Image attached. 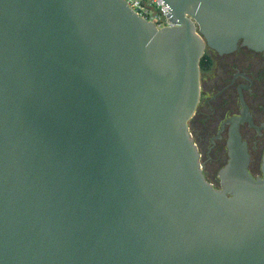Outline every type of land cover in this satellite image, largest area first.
Returning a JSON list of instances; mask_svg holds the SVG:
<instances>
[{
    "label": "water",
    "instance_id": "obj_1",
    "mask_svg": "<svg viewBox=\"0 0 264 264\" xmlns=\"http://www.w3.org/2000/svg\"><path fill=\"white\" fill-rule=\"evenodd\" d=\"M0 0V264H264L238 124L221 188L190 132L206 50L264 55V0Z\"/></svg>",
    "mask_w": 264,
    "mask_h": 264
},
{
    "label": "flooded vegetation",
    "instance_id": "obj_2",
    "mask_svg": "<svg viewBox=\"0 0 264 264\" xmlns=\"http://www.w3.org/2000/svg\"><path fill=\"white\" fill-rule=\"evenodd\" d=\"M200 67L201 97L189 128L207 180L221 188L219 173L228 164V141L236 124L248 147L249 172L262 178L264 55L241 43L230 54L207 49Z\"/></svg>",
    "mask_w": 264,
    "mask_h": 264
},
{
    "label": "built area",
    "instance_id": "obj_3",
    "mask_svg": "<svg viewBox=\"0 0 264 264\" xmlns=\"http://www.w3.org/2000/svg\"><path fill=\"white\" fill-rule=\"evenodd\" d=\"M132 11L145 21L154 24L158 29L173 27L174 24L167 17L169 7L163 0H125Z\"/></svg>",
    "mask_w": 264,
    "mask_h": 264
}]
</instances>
